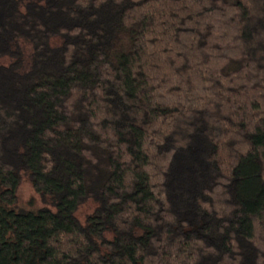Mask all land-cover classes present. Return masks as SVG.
<instances>
[{"label":"trees","instance_id":"obj_1","mask_svg":"<svg viewBox=\"0 0 264 264\" xmlns=\"http://www.w3.org/2000/svg\"><path fill=\"white\" fill-rule=\"evenodd\" d=\"M0 264H264V0H0Z\"/></svg>","mask_w":264,"mask_h":264},{"label":"rangeland","instance_id":"obj_2","mask_svg":"<svg viewBox=\"0 0 264 264\" xmlns=\"http://www.w3.org/2000/svg\"><path fill=\"white\" fill-rule=\"evenodd\" d=\"M29 48H25V54L27 55ZM25 55V56H26ZM2 63H7V60H2ZM18 203L21 207L29 210H36L42 207V203L38 196L34 193L31 185L27 182L26 179H23L17 190ZM94 208L92 202L86 203L84 206L80 207L76 212V217L83 221L85 217L91 213Z\"/></svg>","mask_w":264,"mask_h":264}]
</instances>
